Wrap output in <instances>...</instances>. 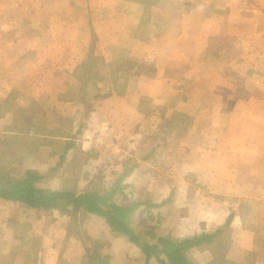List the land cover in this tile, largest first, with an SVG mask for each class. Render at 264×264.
Here are the masks:
<instances>
[{
	"label": "crops",
	"instance_id": "1",
	"mask_svg": "<svg viewBox=\"0 0 264 264\" xmlns=\"http://www.w3.org/2000/svg\"><path fill=\"white\" fill-rule=\"evenodd\" d=\"M32 175L133 239L0 197V264H264V0H0V189Z\"/></svg>",
	"mask_w": 264,
	"mask_h": 264
},
{
	"label": "trees",
	"instance_id": "2",
	"mask_svg": "<svg viewBox=\"0 0 264 264\" xmlns=\"http://www.w3.org/2000/svg\"><path fill=\"white\" fill-rule=\"evenodd\" d=\"M41 176L32 175L31 177L16 181L8 190L0 189V197L6 200L25 203L35 208L52 209L58 208L62 204L67 206L84 207L87 211L96 213L106 218L116 231L127 234L133 239L131 230L126 223V215H119L117 211L113 212L109 209L104 210L101 207L103 198L93 195L75 196L70 192H54L39 188L37 183L41 180ZM196 240H193L195 242ZM192 241H190L189 245ZM187 243L176 244L161 239L158 244L152 246H143L146 254H166L171 264H191L184 256Z\"/></svg>",
	"mask_w": 264,
	"mask_h": 264
},
{
	"label": "rangeland",
	"instance_id": "3",
	"mask_svg": "<svg viewBox=\"0 0 264 264\" xmlns=\"http://www.w3.org/2000/svg\"><path fill=\"white\" fill-rule=\"evenodd\" d=\"M3 7H5V6H3ZM213 57H215L213 54H210V55H208V57H207V60L208 61H210L211 63L214 61V60H217V58H213ZM225 70H223V72H224ZM221 76L223 77V84H221V86H222V91H229V89H228V87H229V84H226V82L228 81V79H225L226 77L223 75V74H221ZM240 78V77H239Z\"/></svg>",
	"mask_w": 264,
	"mask_h": 264
}]
</instances>
